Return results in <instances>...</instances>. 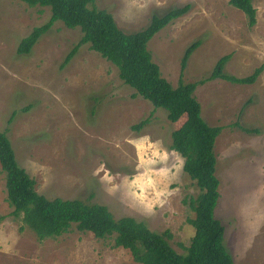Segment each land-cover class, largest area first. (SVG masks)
I'll use <instances>...</instances> for the list:
<instances>
[{
	"label": "rangeland",
	"instance_id": "rangeland-1",
	"mask_svg": "<svg viewBox=\"0 0 264 264\" xmlns=\"http://www.w3.org/2000/svg\"><path fill=\"white\" fill-rule=\"evenodd\" d=\"M230 0H97L120 30L134 34L154 15L190 5V11L148 43L152 60L174 88L182 80L209 78L216 63L231 58L225 73L245 78L264 67V0H254L257 24ZM51 17L49 7L0 0V132L7 133L18 163L53 200L107 206L116 219L132 217L150 230H169L171 246L184 253L195 234L188 202L200 191L170 150L174 125L119 78L118 69L80 47V28L56 22L29 55L20 42ZM201 41L181 72L186 49ZM202 117L222 127L215 144L221 198L216 217L234 264H264V69L252 85L209 81L194 94ZM141 131L132 127L147 119ZM246 130L252 131L251 133ZM0 166V264H139L114 240L76 229L39 240L22 218L11 215Z\"/></svg>",
	"mask_w": 264,
	"mask_h": 264
},
{
	"label": "trees",
	"instance_id": "trees-1",
	"mask_svg": "<svg viewBox=\"0 0 264 264\" xmlns=\"http://www.w3.org/2000/svg\"><path fill=\"white\" fill-rule=\"evenodd\" d=\"M18 1L30 7L51 9L50 20L34 28L20 42L18 55H29L56 22H62L69 29L80 28L83 36L66 57L64 65L69 63L80 47L89 45L92 51L118 69L121 81L135 90L133 97L148 101L155 110H165L168 120L175 127L170 150L184 160L183 171L196 184L200 194L187 203L195 214V218L188 220L195 234L184 253L180 254L171 246L173 235L169 230L154 232L144 221L132 217L116 219L108 207L101 204L78 199L50 200L40 195L36 191L35 181L18 163L7 133L0 132V166L5 174L11 215L22 218L41 241L60 237L73 226L80 232L92 233L97 239H112L114 247L129 250L139 264H234L225 246V228L215 214L221 195L214 150L223 129L207 124L194 94L197 86L214 80L239 85L255 84L264 67L257 68L248 77L236 78L225 73V66L231 58L227 55L216 63L209 78L188 84L181 80L174 88L162 77L159 66L153 62L148 43L161 30L186 15L190 5L171 9L162 16L154 15L146 29L126 34L119 29L110 13L92 7L97 0ZM229 4L246 16L250 28L256 26L254 0H230ZM200 45L201 41H196L186 49L181 61L182 73L190 56ZM152 117L153 114L132 129L141 131ZM2 220L0 218V222Z\"/></svg>",
	"mask_w": 264,
	"mask_h": 264
}]
</instances>
